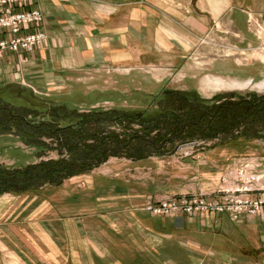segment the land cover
I'll return each instance as SVG.
<instances>
[{"label": "rangeland", "instance_id": "374dc122", "mask_svg": "<svg viewBox=\"0 0 264 264\" xmlns=\"http://www.w3.org/2000/svg\"><path fill=\"white\" fill-rule=\"evenodd\" d=\"M144 1L137 0V6ZM164 1L169 7H160L164 17H156L163 22L157 24L159 34L153 32L162 38L146 46L150 42L137 33L134 60L127 61V44L121 43L125 56L120 61L74 71L51 94L12 82L54 101L57 118L45 119L53 126H68L83 116L53 109L65 103L81 113L104 108L132 115L136 121L127 126L108 119L93 122L94 128L99 125L120 137L137 131L152 142L155 134L167 133L173 125L180 132H168L159 153L143 145L152 154L137 158L130 145L60 184L0 193V241L7 240L0 245V264H26L17 255L31 254L29 247L19 238L11 240L34 228L40 233L34 264H264V213L236 219L155 215L145 209L148 202L210 191L194 189L200 182L196 160L209 150L229 152L232 167L246 163L235 160L240 155L264 160V105L249 108L243 103L264 98V13L240 7L223 13L210 0ZM226 102L244 106H237L238 115L224 113L222 118L215 109ZM200 111L212 115H198ZM66 153L58 136L0 135V170ZM232 167L220 174L218 184ZM48 202L49 211L44 206Z\"/></svg>", "mask_w": 264, "mask_h": 264}, {"label": "crops", "instance_id": "0c3cea01", "mask_svg": "<svg viewBox=\"0 0 264 264\" xmlns=\"http://www.w3.org/2000/svg\"><path fill=\"white\" fill-rule=\"evenodd\" d=\"M136 2L137 0H36L32 2L28 7L38 9L44 17L47 41L34 52L29 53L28 59L11 52L0 55V85L12 82L23 83L37 92L51 94L54 88L61 86L62 83H68L67 80L71 78L74 71L84 69L92 63L101 64L102 67L104 63L109 65L107 63L114 64L120 61V58L125 56L120 49L121 43L127 44L128 52L125 57L127 61L134 60L137 33H143V38L150 42H143L146 46L151 45V39L162 38L161 35H154L153 32L159 34L161 25L157 24L163 22L157 20V17H164L159 14L160 7L168 6V1L164 4V0H154V3L152 0H145L138 6ZM209 3V5L213 3L211 6L214 7L222 6L223 13L229 9V13L232 14L234 7L249 8L252 12L264 13V0H210ZM171 6L173 9L175 5ZM216 151L217 149L209 150L206 156L203 155L201 159L196 160L200 169L195 177L200 182L194 189L215 188L220 174L233 166L231 162L228 163L229 152ZM239 157L241 158L235 160L246 163L255 162L247 160L250 159L247 158L248 155ZM44 206L49 211L51 202ZM132 227H136V224ZM114 229L119 230V227L116 226ZM35 230L34 228L30 232L24 229L19 237L15 234L16 237L13 236L12 240L10 239L12 243L15 238L23 240L31 251L29 255H17L18 262L38 263L35 253L37 254V248L40 247V233ZM5 243L0 241V245H6ZM48 244L51 245L50 237ZM21 254L23 255L22 252ZM6 260L8 261L5 259L4 262Z\"/></svg>", "mask_w": 264, "mask_h": 264}, {"label": "trees", "instance_id": "16d2710c", "mask_svg": "<svg viewBox=\"0 0 264 264\" xmlns=\"http://www.w3.org/2000/svg\"><path fill=\"white\" fill-rule=\"evenodd\" d=\"M25 89L24 86L16 83L0 85V135L13 134L31 138L58 136L63 140V147L68 155L56 160L51 159L30 164L25 168L16 170L2 168L0 170V193L38 189L45 184H60L69 176L85 173L91 168L99 166L111 155H117L120 148H127L130 145L132 146L131 149L137 151L133 152V154H137V158L152 154L144 150L143 145L150 144L151 151L159 153L164 147L163 142L167 140L168 132L171 133L170 135L180 132V127L173 125L167 133L158 132L155 134L152 142L149 141L146 134L141 135L137 131L125 134L126 137H120V134L113 130L107 133L99 125H97L98 128H94L93 122H97L99 119H108L115 123L128 122L125 124L127 126L130 122L136 121L132 115L117 114V110L104 108L81 113L78 110H69L70 108L65 103L57 104L58 106L53 109L67 110L71 115L77 113L78 115L83 114V116L79 122L71 123L68 126H53L45 119L47 117L57 118L51 108V103L54 101L50 98H39L29 94ZM260 102L261 104H259ZM243 103L249 108L260 107L262 104L264 105V98ZM244 105L226 102L215 110L224 118V113L238 115L237 106ZM210 114L209 112L203 114L202 111L198 113L201 116ZM34 116L42 118L43 121L37 123L35 122L36 119H30ZM92 116L96 118H92ZM156 120L158 119L154 121ZM143 122H148V120L143 119ZM84 124H86V128L83 129ZM24 126H27L28 129L24 130ZM154 131L155 129L151 130V132ZM126 152L130 154V150Z\"/></svg>", "mask_w": 264, "mask_h": 264}, {"label": "built area", "instance_id": "2783aa9c", "mask_svg": "<svg viewBox=\"0 0 264 264\" xmlns=\"http://www.w3.org/2000/svg\"><path fill=\"white\" fill-rule=\"evenodd\" d=\"M35 1L0 0V55L11 52L28 59L29 53L46 43L44 17L28 7ZM145 209L155 215L259 216L264 213V161L232 167L210 191L148 202Z\"/></svg>", "mask_w": 264, "mask_h": 264}]
</instances>
